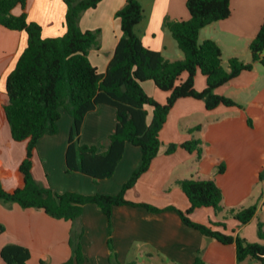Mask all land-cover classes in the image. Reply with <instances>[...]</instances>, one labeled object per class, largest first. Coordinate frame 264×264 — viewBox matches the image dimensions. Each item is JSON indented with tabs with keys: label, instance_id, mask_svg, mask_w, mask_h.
I'll use <instances>...</instances> for the list:
<instances>
[{
	"label": "crops",
	"instance_id": "0c3cea01",
	"mask_svg": "<svg viewBox=\"0 0 264 264\" xmlns=\"http://www.w3.org/2000/svg\"><path fill=\"white\" fill-rule=\"evenodd\" d=\"M126 2L102 0L96 8L85 11L80 19L83 31H101V47L97 55L94 51L89 54L100 73L106 72L122 36L121 21L116 13ZM140 2L145 18L137 26V32L143 44L160 52L168 60L183 59V51L164 23L166 19L188 20L187 0ZM66 10L64 0H27L28 20L42 27L44 38L65 34ZM14 13H21L20 6L15 8ZM263 22L264 0H231V16L203 28L199 41L216 42L223 52V66L228 70L230 58L245 62L252 60L250 44ZM27 41L25 32L9 30L0 25V166L11 175L8 180H2L7 190L17 186L18 179L14 174L24 159L25 143L12 140L1 104L7 100V77L16 68ZM198 74L195 88L202 91L206 88V78L202 75L203 81ZM143 86L159 103L167 101L169 92L159 91L149 81L144 82ZM216 93L235 100L242 108L221 105L209 111L202 100H178L160 132L162 146L159 155L150 170L126 193V198L160 209L174 207L186 211L189 201L175 182L191 177L213 179L223 191L224 210L217 214L213 208H200L190 218L203 224L224 223L227 233L241 235L245 225L239 222L226 224L224 217L230 209L246 208L253 204L264 206V67L256 63L253 70L243 72L218 88ZM146 109L147 122L150 123L151 111L147 106ZM184 121H191L192 124L184 126ZM116 122L113 107H97L86 115L80 141L88 145L106 141L115 131ZM196 126H200V130L193 134L187 132ZM71 127L72 118L64 111L59 121V132L39 140L34 168L37 182L50 185L60 194L119 193L141 165L140 148L127 144L115 174L97 186L86 175L67 174L65 171ZM192 138L203 142L201 160H197L196 153L181 147L173 154L166 153L169 145H181ZM221 164L226 167L222 174L217 172ZM260 184L263 187L257 188ZM248 200L250 204H247ZM0 223L6 228L0 234V252L7 244L24 246L31 252L27 264H40L42 261L47 264H68L73 257L71 221L55 219L40 209H24L17 203H0ZM79 225L84 229L81 245L86 260L83 264H113L110 241L117 260L122 264H194L200 251L204 264H256L252 259L239 263L234 244L223 245L203 236L186 226L175 210L153 213L143 207L120 206L113 209L109 222L98 206L88 204L83 208ZM0 264H6L1 256Z\"/></svg>",
	"mask_w": 264,
	"mask_h": 264
},
{
	"label": "trees",
	"instance_id": "16d2710c",
	"mask_svg": "<svg viewBox=\"0 0 264 264\" xmlns=\"http://www.w3.org/2000/svg\"><path fill=\"white\" fill-rule=\"evenodd\" d=\"M101 1L64 0L67 8L65 34L44 38L42 27L28 20L27 0H0V25L9 30L25 32L28 36L27 47L16 68L7 77V100L1 104L12 140L25 143V156L15 172L18 179L15 188L5 189L2 177L8 172L0 167V203H17L24 209H40L55 219L71 221L73 229L70 245L73 257L68 264H83L86 260L81 245L84 229L79 222L83 208L88 204L98 206L109 222L113 209L120 206L143 207L153 213L175 210L186 226L199 231L203 236L223 245L234 244L239 263L252 259L264 264V222L258 223L260 242H249L235 232L227 233L224 223L203 224L190 218L200 208H213L217 214L224 210L223 191L213 179L191 177L175 182L189 201L186 211L174 207L160 209L126 198V193L150 170L159 155L162 146L160 132L178 100H202L209 111L221 105L242 108L235 100L219 95L216 91L243 72L253 70L256 63L264 67V22L250 44L252 60L245 62L230 58L227 70L223 66L220 46L212 40L200 43L199 37L203 28L231 16V0H187L190 13L188 20L166 19L164 26L184 53L183 59L174 61L143 44L137 32V26L145 18L143 6L140 0H127L125 6L116 13L121 21L122 36L106 72L100 73L91 62L89 54L93 49H100L101 31H83L80 19L85 11L96 8ZM18 6L21 13L16 15L14 10ZM199 72L206 78V88L202 91L195 88V78ZM185 73L188 77L182 80ZM146 81H153L159 90L169 92L164 104L145 91L142 85ZM101 105L115 109V131L100 146L82 144L80 136L83 121L89 112ZM146 106L153 108L150 123L147 122ZM63 110L72 118L65 159L67 174L81 173L99 183L115 174L127 144L140 148L141 165L119 193L60 194L50 185L37 182L34 168L38 142L45 136L59 132ZM200 128L196 126L188 129V132L193 134ZM179 147L196 153L197 159L201 160V139L192 138L181 145L171 144L166 153L173 154ZM225 170L223 164L217 168L220 174ZM257 213L258 205L253 204L246 208L230 209L226 216L233 217L241 225H247ZM5 230V226L0 223V234ZM109 245L112 263L122 264L117 260L111 241ZM201 253L194 264H204ZM0 256L6 264H27L31 252L24 246L11 243L1 249ZM40 264L47 263L42 261Z\"/></svg>",
	"mask_w": 264,
	"mask_h": 264
},
{
	"label": "rangeland",
	"instance_id": "374dc122",
	"mask_svg": "<svg viewBox=\"0 0 264 264\" xmlns=\"http://www.w3.org/2000/svg\"><path fill=\"white\" fill-rule=\"evenodd\" d=\"M91 51H94V53L97 55V50L96 49H93V50H91ZM103 55H104V53H103ZM199 76H201L202 78H203V76H202V74L201 73H199L198 74ZM187 77V74L185 73V74H183V76H182V80H184L185 78ZM203 81H205V79L203 78ZM149 83H150V85H152L153 87H156L155 86V83L153 82V81H149ZM143 86V85H142ZM143 88L145 89V87L143 86ZM160 91V90H159ZM147 108L151 111V119H152V112H153V108L151 107V106H147ZM65 110H63L62 112H64ZM65 113H67L66 111H65ZM67 115H69L68 113H67ZM70 116V115H69ZM151 121V120H150ZM191 121H184L182 124H184V126L186 125V124H192V123H190ZM188 132V131H187ZM197 132V131H196ZM189 133V132H188ZM190 134V133H189ZM82 143V142H81ZM104 143V141L102 142H100V143H98L97 144V146H100V144H103ZM82 144H85V143H82ZM198 160V159H197ZM1 167V166H0ZM1 169H3L2 167H1ZM7 172H8V174H4L3 175V177H2V180L3 179H5V180H8L10 177H11V175H10V172L8 171V170H6ZM15 175V174H14ZM263 177H264V172H263V175H262ZM87 178L89 179V180H91L95 185H100V182L99 183H95L94 181H93V179L91 178V177H89V176H87ZM260 187H263L261 184L260 185H258V187L257 188H260ZM251 203V201H249L248 200V203L247 204H250ZM258 207H259V210H258V213H257V215H256V217L250 222V223H248L247 225H245V227H244V229H243V231H242V233H241V235L240 236H242V237H244V238H246L249 242H260V239H259V237H258V223L259 222H264V206H262V205H258ZM224 220H225V222H226V224H230V223H237L238 221L237 220H235L233 217H231V216H226V214H225V217H224ZM254 262L256 263V264H260L258 261H256V260H254Z\"/></svg>",
	"mask_w": 264,
	"mask_h": 264
}]
</instances>
